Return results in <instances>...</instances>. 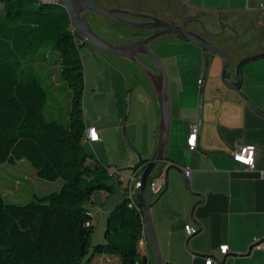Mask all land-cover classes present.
<instances>
[{"label": "trees", "instance_id": "1", "mask_svg": "<svg viewBox=\"0 0 264 264\" xmlns=\"http://www.w3.org/2000/svg\"><path fill=\"white\" fill-rule=\"evenodd\" d=\"M0 4V165L27 159L41 178L62 180L60 189L24 204L0 192V264H91L103 254L119 264H151L140 192L126 193L108 212L105 241H91L89 204L96 192L113 190V174L85 148L94 123L85 121L81 39L69 13L51 0ZM63 85L70 106L52 118Z\"/></svg>", "mask_w": 264, "mask_h": 264}, {"label": "crops", "instance_id": "2", "mask_svg": "<svg viewBox=\"0 0 264 264\" xmlns=\"http://www.w3.org/2000/svg\"><path fill=\"white\" fill-rule=\"evenodd\" d=\"M187 1V4L198 10L231 14L234 16L230 19L240 17L239 21L244 25L246 22L257 25L255 39L258 40L260 36L261 43L264 42V9L261 8L264 0ZM258 42L260 41H256V44ZM171 45L180 51L172 50ZM155 47L169 77L171 96V126L165 165L179 166L194 192L189 194L185 190L182 175L172 168L169 171V189L152 207L155 232L164 264H205L208 256L215 258L214 264H264V253L252 247L254 237L264 235V116L254 111L234 92H227L225 98H212V78L207 81L203 105L200 107L199 80L203 78L205 68V54L200 47L181 39H174L168 45L158 43ZM253 47L244 49L241 57L264 50V45ZM166 48L170 52H166ZM187 49H190L191 56L200 53L198 58L202 59L195 64V69L191 67L193 59L188 61ZM262 60H256L259 65L253 63V67L259 66V69H263L262 72L256 78L252 73L247 74L249 81L243 89L258 107L264 109L262 100L258 98L264 92ZM220 66L221 62L215 57L211 74H217L215 69ZM191 68L194 69L193 73H190L193 70ZM250 81H256L257 97L250 91ZM149 96L154 113L151 123L155 124V131L151 135L153 142L146 158L151 156L157 146L160 121V107L152 87ZM197 123L200 126L197 146L191 149L187 137L192 125ZM245 144L257 146L255 169H248L233 159L234 150ZM187 166L192 169L191 179L184 172ZM122 175L120 174L121 177ZM118 177L115 179L122 197L110 202V195L104 200L105 204L112 203L106 216L126 198L128 188L123 181L121 184L117 180ZM163 177L164 174L160 178ZM114 190L115 187L111 192ZM158 194L149 189V200L155 199ZM94 203H97L95 195L90 209ZM195 203L193 219L192 209ZM188 223L195 227L191 235L186 233L185 226ZM222 243L230 246L227 254L220 252L219 246ZM148 249L151 264H155L153 253L150 247ZM104 256L119 264L117 256L103 254L98 257L102 259Z\"/></svg>", "mask_w": 264, "mask_h": 264}, {"label": "rangeland", "instance_id": "3", "mask_svg": "<svg viewBox=\"0 0 264 264\" xmlns=\"http://www.w3.org/2000/svg\"><path fill=\"white\" fill-rule=\"evenodd\" d=\"M93 26L96 25L93 24ZM262 35H264V31ZM259 38L260 36L257 41L260 42L255 44L253 48L264 45V42L261 43L262 40ZM171 49L176 52L180 51L179 48L172 45ZM165 51L170 52L167 48ZM187 51L188 61L190 58L193 59V64H190L195 69V64L197 65L202 59L198 58L200 53L191 56L190 49H187ZM80 54L84 63L82 105L85 121L94 123L102 137L98 142L85 143V148L87 152L100 159L105 166L122 170L123 182L127 186L128 176L133 173V168L140 158L147 157L151 149L150 145L153 142L151 135L155 131V124L151 123L154 115L149 96L151 83L145 71L136 62L128 61L116 54L94 49L89 42L80 45ZM262 59L264 57L258 61ZM262 61L264 62V60ZM253 63L256 64V61L249 66H254ZM259 68V66H256L250 72L255 78L263 70ZM193 72L194 70L190 73ZM250 82H252L250 91L256 96L257 84H254L256 81ZM128 92H131V109L127 121L124 122ZM261 96H258V98L264 104V92ZM56 97L57 101L52 100L54 109H50L52 114L49 113V115L52 118L59 119L63 118L65 112L69 109L70 91L63 85L57 91ZM141 172L142 169L139 170V173ZM124 174L128 176L125 177ZM109 183L115 187V190L109 194L103 193V191L96 192L97 203H94L91 207L94 223L91 235L93 245L105 241L106 213L112 203L105 204L104 200L110 195V202L115 201V199L120 200L122 197L115 176L109 179ZM61 185V179L47 180L41 178L27 159L0 165V192L7 201L24 204L30 201L34 194L50 193L60 189ZM98 256L91 264H118L114 260H108L105 256L102 259ZM106 259L108 262H106Z\"/></svg>", "mask_w": 264, "mask_h": 264}, {"label": "water", "instance_id": "4", "mask_svg": "<svg viewBox=\"0 0 264 264\" xmlns=\"http://www.w3.org/2000/svg\"><path fill=\"white\" fill-rule=\"evenodd\" d=\"M55 3H59L63 7L66 8L69 13L72 21L75 23V26L78 30V35L84 39L86 42H89L91 45L96 48L108 51L110 53H114L116 55L122 56L130 61H134L139 64L142 69L145 71L149 81L152 85V88L155 92L158 105L160 107V121H159V138L158 143L151 154L150 157L145 158L147 161L139 165L140 160L133 168V172L137 169H142L141 174L139 175V180L142 185L140 188V198L142 204V211L144 215L145 221V230L147 233V238L149 242V247L154 256L155 264H164V259L161 253V249L159 247V243L157 240L154 222H153V214L152 207L153 205L160 199V197L169 189L170 187V178L169 171L174 168L182 175L183 185L185 190L189 194H194V192L190 189L188 185V181L186 180L182 169L179 166L175 165H165L166 161V153L169 145V133L171 126V96L169 90L168 83V74L167 71L159 58V56L151 50L148 46V42H150L154 37L171 33L177 35L179 37H183L194 44L201 47L205 50V68L204 74L202 78V83L200 84L199 90V104L200 107L203 105V97L205 93V88L207 81L212 78V88H213V97H226L227 92H234L241 99L245 100L247 104L257 113L264 116V109L258 107L253 100L248 96L247 92L243 89L244 85L249 81L247 77V73L249 74L253 66H249L252 62L259 60L264 57V50L253 53L251 55L241 57L242 55V43H245L248 48H252L256 44V39L253 41H246L233 39L232 37H228L231 41L230 50H225L218 44L208 41L204 36L189 30L186 26L177 25L169 21L163 20L159 23H149V22H139V21H131L125 19L117 14L118 9L108 7L101 3H98L94 0H51ZM88 10L96 11L100 14L105 15L106 17L112 19L113 21L127 25L135 28H146L150 26L163 27L164 30L145 39L133 40L127 43H114L105 38H103L97 31L92 27L87 19L86 12ZM157 21H161L156 18ZM256 27H258L256 25ZM234 31V30H233ZM262 40V39H261ZM241 44V45H240ZM139 54H148L154 64L155 68L150 65L145 60L139 57ZM215 57L221 62L220 68H216L215 71L217 74H211L213 69V63ZM234 73V77L232 74ZM131 92H128L126 97V114L124 118V122L127 121V117L129 115L131 109ZM198 124V123H197ZM199 126V124H198ZM200 130V126H199ZM115 175V178L118 177L119 174ZM164 174V186L162 190L159 192L158 196L149 200V185L157 178H160L161 175ZM131 175V174H130ZM129 175V176H130ZM179 190V184H176V191ZM200 195V194H198ZM196 203L193 205L192 209V218L194 219V208ZM224 261V260H223Z\"/></svg>", "mask_w": 264, "mask_h": 264}, {"label": "flooded vegetation", "instance_id": "5", "mask_svg": "<svg viewBox=\"0 0 264 264\" xmlns=\"http://www.w3.org/2000/svg\"><path fill=\"white\" fill-rule=\"evenodd\" d=\"M111 8L118 9L117 14L125 19L139 22L159 23L163 20L177 25L186 26L189 30L201 34L208 41L217 43L225 50H230L231 41L228 37L243 41H253L258 28L255 24L239 21L240 17L230 19L231 14L205 12L191 7L187 0H94ZM187 1L189 4H187ZM87 19L92 27L103 38L114 43H127L133 40L149 38L164 30L163 27L150 26L146 28H135L119 24L93 10L86 12ZM159 19L161 21L156 20ZM239 21V22H238ZM93 24L96 26L94 27ZM118 26V27H117ZM234 30V31H233ZM174 39L187 40L177 35L166 33L154 37L148 46L158 55L155 47L160 44H171ZM188 41V40H187ZM86 41L81 38L80 45ZM241 45V44H240ZM93 46V45H92ZM242 49H247L242 43ZM94 49L108 52L93 46ZM202 53L205 50L200 47ZM110 53V52H108ZM114 54V53H112ZM159 56V55H158ZM139 57L154 68L156 67L148 54H139ZM160 58V57H159ZM126 59V58H125ZM161 59V58H160ZM128 60V59H126ZM130 61V60H128ZM193 69V68H192ZM194 70V69H193ZM150 82V81H149ZM152 87V85H151Z\"/></svg>", "mask_w": 264, "mask_h": 264}, {"label": "built area", "instance_id": "6", "mask_svg": "<svg viewBox=\"0 0 264 264\" xmlns=\"http://www.w3.org/2000/svg\"><path fill=\"white\" fill-rule=\"evenodd\" d=\"M261 8L264 9V2L261 3ZM72 29L78 32L74 22ZM199 83L200 84L202 83V79L199 80ZM198 135H199V126L198 124H193L191 127V131L187 137V143L191 149L196 148ZM101 139L102 137L98 127L94 124L87 125L85 140L87 142L94 143L100 141ZM256 153H257V146L255 144H245V145H241L238 149H235L232 156L237 163L242 164L244 167L248 169H255ZM110 172L111 174L116 175L117 173H120V170H118L117 168L110 167ZM184 172L187 178L191 179V175H192L191 167L187 166L184 169ZM140 174L141 173H139V169H137L130 176H128L127 194L132 199L135 198L140 192V188L142 185L141 181L139 180ZM262 175L264 177V170H262ZM118 176H120V174ZM120 178L123 179L121 176ZM163 186H164V178H157L154 181H152V183H150L149 189L153 193L158 194L162 190ZM185 229L187 235H191L195 231V227L191 223L186 224ZM146 241H148L147 233H146ZM252 247L261 250L264 253V235L254 237L252 242ZM219 249L222 254H227L230 250V246L228 243H222L220 244ZM215 261L216 260L213 256H208L206 258L205 264H214Z\"/></svg>", "mask_w": 264, "mask_h": 264}]
</instances>
